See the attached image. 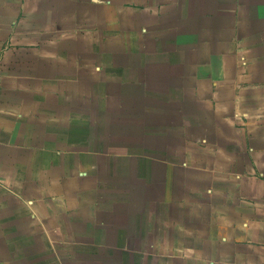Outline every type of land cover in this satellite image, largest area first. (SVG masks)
I'll use <instances>...</instances> for the list:
<instances>
[{
  "label": "crops",
  "instance_id": "1",
  "mask_svg": "<svg viewBox=\"0 0 264 264\" xmlns=\"http://www.w3.org/2000/svg\"><path fill=\"white\" fill-rule=\"evenodd\" d=\"M0 264H264V0H0Z\"/></svg>",
  "mask_w": 264,
  "mask_h": 264
},
{
  "label": "rangeland",
  "instance_id": "2",
  "mask_svg": "<svg viewBox=\"0 0 264 264\" xmlns=\"http://www.w3.org/2000/svg\"><path fill=\"white\" fill-rule=\"evenodd\" d=\"M135 43L139 44V45H145L144 41L141 38H137V40L135 41Z\"/></svg>",
  "mask_w": 264,
  "mask_h": 264
}]
</instances>
